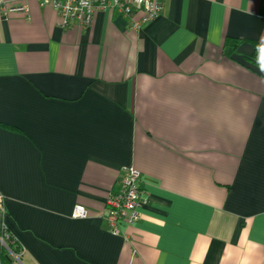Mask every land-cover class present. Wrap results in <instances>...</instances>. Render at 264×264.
<instances>
[{
  "label": "crops",
  "instance_id": "0c3cea01",
  "mask_svg": "<svg viewBox=\"0 0 264 264\" xmlns=\"http://www.w3.org/2000/svg\"><path fill=\"white\" fill-rule=\"evenodd\" d=\"M9 1L28 15L0 17V227L22 262L264 264V60L243 58L264 53V0H163L139 30ZM123 166L143 202L114 234Z\"/></svg>",
  "mask_w": 264,
  "mask_h": 264
},
{
  "label": "built area",
  "instance_id": "2783aa9c",
  "mask_svg": "<svg viewBox=\"0 0 264 264\" xmlns=\"http://www.w3.org/2000/svg\"><path fill=\"white\" fill-rule=\"evenodd\" d=\"M39 3L50 4L59 16V24L69 27L77 24L88 27L93 21L96 11L109 8L117 9L127 18L129 28L139 30L156 19L163 11V0H39ZM9 12L28 15V6L9 0H0V17ZM119 186L109 192L106 200L105 219L111 233L118 234L123 224H134L140 218L139 206L143 202L140 189V172L133 166H123L120 169ZM88 216L87 209L81 204H75L71 217L83 219ZM11 233L4 223L0 227V240L10 258L9 264H24L23 247L13 250L9 246ZM2 264V263H1Z\"/></svg>",
  "mask_w": 264,
  "mask_h": 264
},
{
  "label": "trees",
  "instance_id": "16d2710c",
  "mask_svg": "<svg viewBox=\"0 0 264 264\" xmlns=\"http://www.w3.org/2000/svg\"><path fill=\"white\" fill-rule=\"evenodd\" d=\"M244 41L243 39H238V38H233L230 36H226L224 39L225 45H230L233 49V51L237 48V46ZM251 44L253 46V51L250 55H244L243 58L246 61H253L254 63L258 64V62L264 60V53L262 52V47L257 41H251ZM11 241L9 242V246L13 250H17V248L20 247V244L18 241L12 236H10ZM3 250V259H2V264H9L10 263V258L7 255L5 249L2 247ZM5 251V252H4Z\"/></svg>",
  "mask_w": 264,
  "mask_h": 264
}]
</instances>
